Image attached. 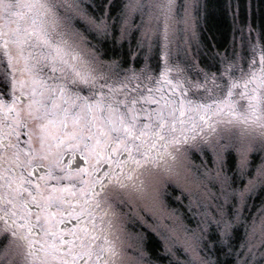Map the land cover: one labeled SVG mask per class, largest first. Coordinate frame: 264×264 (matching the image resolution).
Returning <instances> with one entry per match:
<instances>
[{
  "label": "snow or ice",
  "instance_id": "obj_1",
  "mask_svg": "<svg viewBox=\"0 0 264 264\" xmlns=\"http://www.w3.org/2000/svg\"><path fill=\"white\" fill-rule=\"evenodd\" d=\"M0 264H264V0H0Z\"/></svg>",
  "mask_w": 264,
  "mask_h": 264
}]
</instances>
